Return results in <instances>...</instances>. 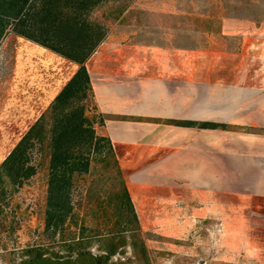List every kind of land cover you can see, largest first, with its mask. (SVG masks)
<instances>
[{"label": "rangeland", "instance_id": "obj_1", "mask_svg": "<svg viewBox=\"0 0 264 264\" xmlns=\"http://www.w3.org/2000/svg\"><path fill=\"white\" fill-rule=\"evenodd\" d=\"M89 16L104 27L85 61L94 84L103 68L182 80L186 85L255 82L264 67V0H99ZM13 26L9 19L0 34V161L29 125L46 113L77 66L18 34ZM83 104L85 112L94 115L93 130L103 135L99 120L105 115L94 96H86ZM89 156L97 159L93 152ZM28 162L34 171L5 183L0 195V264L17 261L26 245H38L44 254L74 256L75 250L64 244L71 233L75 237L88 233H81L68 217L60 230L45 222L44 154L34 146ZM137 163L119 162L125 179ZM109 173H102L98 162L89 164L88 172L74 176L72 200L82 197L94 179L109 180ZM95 183L92 187H102ZM127 188L134 195L139 228L114 238L90 236L86 247L92 253L102 252L98 244L113 242L117 247L110 259L117 264H264L263 198L233 195L224 200L200 190L184 191L179 199L167 202L158 196V188L151 192L144 186ZM146 189L157 193L154 200L144 194Z\"/></svg>", "mask_w": 264, "mask_h": 264}, {"label": "crops", "instance_id": "obj_2", "mask_svg": "<svg viewBox=\"0 0 264 264\" xmlns=\"http://www.w3.org/2000/svg\"><path fill=\"white\" fill-rule=\"evenodd\" d=\"M88 75L115 157L121 164L143 158L128 172L127 186L158 188L167 202L200 190L224 200L264 199V67L255 82L185 85L103 68L94 84Z\"/></svg>", "mask_w": 264, "mask_h": 264}, {"label": "trees", "instance_id": "obj_3", "mask_svg": "<svg viewBox=\"0 0 264 264\" xmlns=\"http://www.w3.org/2000/svg\"><path fill=\"white\" fill-rule=\"evenodd\" d=\"M98 1L0 0V34L12 19L13 29L18 34L77 64L52 98L46 113L29 125L0 161V195L5 183L20 181L34 171L28 162V152L35 146L44 154L47 172L43 203L45 222L60 230L68 217L81 233L88 231L78 237L71 233L64 244L75 250L74 256L44 254V249L38 245H26L21 250V257L9 264H117L110 259L117 247L115 243L98 244L102 252L92 253L86 247L87 239L90 236L98 240L106 236L114 238L139 228L126 179L121 174L110 140L106 134L95 133L91 126L94 115L86 113L83 104L86 96L93 95L85 61L104 33L102 23L89 16V10ZM102 121L100 119L99 124ZM198 125L212 127L215 123L201 122ZM89 152H93L97 159L90 158ZM92 162L100 164L102 173L110 172L109 180L94 179L92 186L96 182L95 186L102 187L88 185L82 197L72 200L70 188L74 176L88 172ZM103 228L104 232L101 231Z\"/></svg>", "mask_w": 264, "mask_h": 264}]
</instances>
